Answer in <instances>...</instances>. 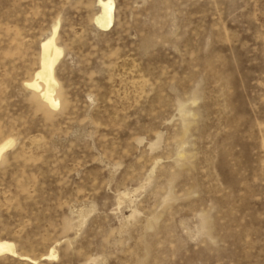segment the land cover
<instances>
[{
  "label": "rangeland",
  "instance_id": "rangeland-1",
  "mask_svg": "<svg viewBox=\"0 0 264 264\" xmlns=\"http://www.w3.org/2000/svg\"><path fill=\"white\" fill-rule=\"evenodd\" d=\"M97 2L0 0V264H264V0Z\"/></svg>",
  "mask_w": 264,
  "mask_h": 264
},
{
  "label": "bare ground",
  "instance_id": "bare-ground-1",
  "mask_svg": "<svg viewBox=\"0 0 264 264\" xmlns=\"http://www.w3.org/2000/svg\"><path fill=\"white\" fill-rule=\"evenodd\" d=\"M97 1L100 9L94 17V22L100 28H109L114 20L115 2L114 0ZM57 29L58 24L53 27L51 35L47 36L42 41L41 65L36 71L34 79L28 82L29 86L39 90L42 97L54 107H56L59 103L54 96V93L58 87V81L55 76V68L61 55L63 54V48L59 46L55 40ZM12 144V140H5L0 143V159L3 153L8 150ZM4 254L18 255L14 242L7 239L0 240V255ZM49 255L51 257L55 256L54 251H52Z\"/></svg>",
  "mask_w": 264,
  "mask_h": 264
}]
</instances>
